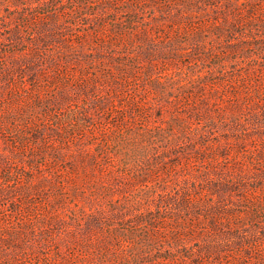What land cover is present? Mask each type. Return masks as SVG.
<instances>
[{"label":"rangeland","instance_id":"rangeland-1","mask_svg":"<svg viewBox=\"0 0 264 264\" xmlns=\"http://www.w3.org/2000/svg\"><path fill=\"white\" fill-rule=\"evenodd\" d=\"M147 1L1 7L0 264H264V32L218 62Z\"/></svg>","mask_w":264,"mask_h":264},{"label":"trees","instance_id":"trees-1","mask_svg":"<svg viewBox=\"0 0 264 264\" xmlns=\"http://www.w3.org/2000/svg\"><path fill=\"white\" fill-rule=\"evenodd\" d=\"M6 3L16 7H19L21 4L20 0H0V9ZM147 3L155 5L158 8H163V10H176L168 18L170 26H165L163 29V32L165 33L164 37L170 41V43L172 42V46H180L182 44L180 42V35L189 31L188 40L185 42H191V40L194 39L200 41L201 47H199V51L201 55L205 57H212L218 62H220L223 57H226L228 54L227 48L229 50H236V46L229 44L226 49L224 48V51L215 45L207 48L202 39L204 34L221 38L222 36H226V33L228 32L229 35H227V37L231 39L235 38L236 33H243V31L247 29H249L248 32L251 36H253L252 34L254 33V29L264 32V0H149ZM135 7L137 8L138 4H136ZM135 10L136 11L132 14V19L128 23L132 26V30H134V32H138L137 18L139 11H137V9ZM150 24V22L143 23V32L150 33L154 30L152 28L149 29ZM90 30L91 29H87L85 33L80 35V38H83L85 35H89L91 32ZM94 32L96 31L94 30ZM260 38L261 39H256L255 42L264 41L263 33L260 35ZM255 42L248 44L257 46V43ZM237 45H239V43ZM136 60L132 61L133 66L137 63ZM125 62L126 61L124 59L118 62V65L120 66L119 70L124 73L129 70V67ZM74 122L77 123L76 121ZM77 124V128L80 127V124ZM70 130H75V128L66 129L65 131L70 132ZM9 174L10 177H7ZM0 176L4 178L3 181L5 182H10L12 178L10 172L4 175L1 174ZM17 211L18 207L15 206L14 212ZM22 234L23 230L20 229V231H17L9 236H11V240H13L14 236L18 237ZM5 264H17L16 259H8Z\"/></svg>","mask_w":264,"mask_h":264}]
</instances>
